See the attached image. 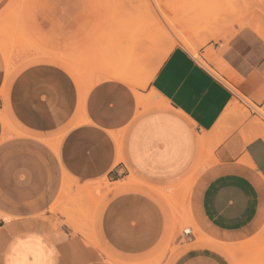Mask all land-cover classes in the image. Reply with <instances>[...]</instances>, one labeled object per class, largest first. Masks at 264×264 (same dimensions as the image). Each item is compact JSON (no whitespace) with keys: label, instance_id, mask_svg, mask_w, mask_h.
Returning <instances> with one entry per match:
<instances>
[{"label":"crops","instance_id":"obj_1","mask_svg":"<svg viewBox=\"0 0 264 264\" xmlns=\"http://www.w3.org/2000/svg\"><path fill=\"white\" fill-rule=\"evenodd\" d=\"M243 21L203 62L172 49L137 93L115 79L86 90L45 58L4 86L0 51V257L33 235L24 264L49 248L56 264H233L225 246L264 229V137L247 138L264 108V38ZM236 101L244 122L223 116ZM127 178L141 186L113 191ZM151 190L186 205L198 236L179 235Z\"/></svg>","mask_w":264,"mask_h":264},{"label":"rangeland","instance_id":"obj_2","mask_svg":"<svg viewBox=\"0 0 264 264\" xmlns=\"http://www.w3.org/2000/svg\"><path fill=\"white\" fill-rule=\"evenodd\" d=\"M242 20L264 36V0H6L0 10V43L10 52L14 73L45 58L55 62L40 61L79 74L85 86L103 80L109 70L125 72L133 81L126 84L137 93L172 49L182 47L203 62L200 51L234 33ZM1 56L5 67L2 51ZM234 106L223 116L236 109L244 122L249 117L245 104L236 101ZM252 109L257 117L249 124L256 128L247 138L264 137V108ZM131 182H116L113 191L141 186ZM101 183L111 185L105 179ZM151 192L172 219H180L179 235L190 227L198 236L186 205L161 190ZM225 249L233 264H264V229Z\"/></svg>","mask_w":264,"mask_h":264},{"label":"clouds","instance_id":"obj_3","mask_svg":"<svg viewBox=\"0 0 264 264\" xmlns=\"http://www.w3.org/2000/svg\"><path fill=\"white\" fill-rule=\"evenodd\" d=\"M42 240L33 235L15 237L9 244L5 253L0 257V264H24L18 256L21 250H30L32 245H40ZM55 250L46 249V254L42 255L35 264H56Z\"/></svg>","mask_w":264,"mask_h":264},{"label":"bare ground","instance_id":"obj_4","mask_svg":"<svg viewBox=\"0 0 264 264\" xmlns=\"http://www.w3.org/2000/svg\"><path fill=\"white\" fill-rule=\"evenodd\" d=\"M250 22V21H249ZM251 23V22H250ZM248 24V26H250V27H252L253 29H255V31H257L258 33L260 32L259 30H258V28L254 25H251V24ZM261 35V34H260ZM261 36H263V35H261ZM264 37V36H263ZM3 44V43H2ZM1 43H0V49H1V51H2V54H3V56H4V60H5V82H4V86H5V84H6V82H7V79H8V77H9V74H10V72H11V70L13 69V67H12V61H11V55H10V52L6 49V47H4L3 45H2ZM199 59V58H198ZM128 63V62H127ZM92 64V63H91ZM97 67V66H96ZM103 68V67H102ZM113 72H111V74H110V70H109V75H107L106 73L104 74V76H103V80H104V78H106V79H115V80H120V81H123V82H125V83H127V84H132L133 83V81H132V79H131V77H130V75L129 74H126L125 72H121V73H118V74H115V72L112 74ZM153 75H154V73L151 75V77L149 78V81L152 79V77H153ZM78 76L80 77V75L78 74ZM105 79V80H106ZM132 81V82H131ZM94 83H92L91 85H88V86H85V84H84V87H85V89L86 90H88V89H90V87L93 85ZM133 85V84H132ZM86 92V91H85ZM2 95H3V93H2ZM138 96V95H137ZM1 97V96H0ZM138 97H140V96H138ZM51 98V97H50ZM22 99V98H21ZM5 100H6V98H5ZM51 100V99H50ZM187 220L189 221V222H191V225H192V227L194 228V227H196L195 226V224H194V222L191 220V218H190V216H188L187 217ZM186 228H188V227H186ZM185 228V229H186ZM190 228V227H189ZM191 229V228H190ZM181 230V229H180ZM184 230V229H183ZM191 231H192V229H191Z\"/></svg>","mask_w":264,"mask_h":264},{"label":"built area","instance_id":"obj_5","mask_svg":"<svg viewBox=\"0 0 264 264\" xmlns=\"http://www.w3.org/2000/svg\"><path fill=\"white\" fill-rule=\"evenodd\" d=\"M182 234H183V236H185V237H187V238H189L190 236L193 235V233H192V231H191V229H190L189 227L186 228V229H184V230L182 231Z\"/></svg>","mask_w":264,"mask_h":264}]
</instances>
